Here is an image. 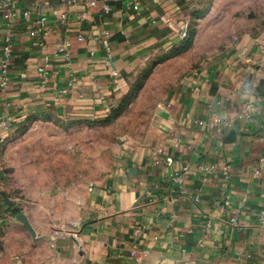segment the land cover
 <instances>
[{"label": "crops", "instance_id": "1", "mask_svg": "<svg viewBox=\"0 0 264 264\" xmlns=\"http://www.w3.org/2000/svg\"><path fill=\"white\" fill-rule=\"evenodd\" d=\"M7 1L16 16L0 11V58L13 35L0 122L11 126L119 101L145 62L178 41L174 26L199 23L210 0H106L108 12L90 0ZM65 40L68 58L58 54ZM161 102L50 264H264V33L234 38Z\"/></svg>", "mask_w": 264, "mask_h": 264}, {"label": "rangeland", "instance_id": "2", "mask_svg": "<svg viewBox=\"0 0 264 264\" xmlns=\"http://www.w3.org/2000/svg\"><path fill=\"white\" fill-rule=\"evenodd\" d=\"M264 33V0H210L188 38L147 60L131 89L89 115L30 114L0 137V264H50L120 148L147 134L167 91L233 39Z\"/></svg>", "mask_w": 264, "mask_h": 264}, {"label": "built area", "instance_id": "3", "mask_svg": "<svg viewBox=\"0 0 264 264\" xmlns=\"http://www.w3.org/2000/svg\"><path fill=\"white\" fill-rule=\"evenodd\" d=\"M90 4L91 5H99L100 9H102L104 12H108L109 11V6L106 2V0H90ZM8 6H9V2L7 0L5 1H1L0 2V11L6 9L8 10ZM6 16H8L9 18H15L16 16V12L14 9H11L7 11ZM41 24H44V22L41 21ZM190 24L189 22H183V24L181 26H174L173 31L175 34V37L177 40L181 41V40H185L186 38H188L189 34H190ZM78 39H82L81 36H78ZM12 40H13V35L11 33L6 34L5 38H4V43L2 46V56L0 58V86L1 87H5L10 79L9 77V62L11 60L12 57ZM71 45L69 40H65L62 43V47L61 49H59L58 54L62 53L66 58L69 57V53H68V48ZM49 63H50V57L48 55L44 56V62L43 64L40 66L39 70L43 73L46 74V69L49 67ZM0 126L4 129H8V123L7 121H1L0 122ZM198 168L201 171H205V172H212L214 169V166L212 165H198ZM224 173H226V168ZM172 181L177 184V187L179 188L180 192H183V190L181 189V176L178 174H174L172 176ZM259 220L261 222L264 221V210H261L259 212ZM232 222H236V218H232L231 219Z\"/></svg>", "mask_w": 264, "mask_h": 264}]
</instances>
